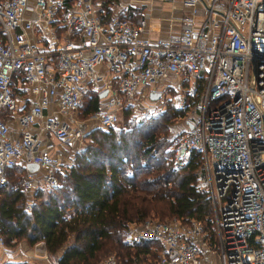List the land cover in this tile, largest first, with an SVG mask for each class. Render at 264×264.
<instances>
[{
  "label": "built area",
  "instance_id": "2783aa9c",
  "mask_svg": "<svg viewBox=\"0 0 264 264\" xmlns=\"http://www.w3.org/2000/svg\"><path fill=\"white\" fill-rule=\"evenodd\" d=\"M182 6L179 32L151 40L146 17L103 21L94 0H0V184L10 165L29 162L39 167L27 169V190L59 183L73 152L42 132L68 144L81 139L74 116L87 87L106 90L97 116L109 127L126 105L156 100L151 92L162 80L188 81L196 99L180 117L187 126L171 132L172 161L178 169L198 154L212 225L147 217L128 221L125 239L159 244L154 259L136 264H264V0ZM21 246L0 234V264ZM36 246L39 257L56 264L44 241ZM101 264L120 263L112 251Z\"/></svg>",
  "mask_w": 264,
  "mask_h": 264
},
{
  "label": "trees",
  "instance_id": "16d2710c",
  "mask_svg": "<svg viewBox=\"0 0 264 264\" xmlns=\"http://www.w3.org/2000/svg\"><path fill=\"white\" fill-rule=\"evenodd\" d=\"M116 2L102 0L97 11L103 21L112 18ZM203 84L201 80L198 91ZM101 100L100 92L87 87L80 110L86 115L97 111ZM131 107L126 105L122 112L128 114ZM169 108L159 120L155 115V121L93 128L87 133L86 145L58 172L59 183L39 182L29 206V190L24 187L28 166L10 165L7 181L0 184V234L6 243L44 241L56 264H101L108 250L117 254L120 264H136L154 259L159 244L127 241L128 221L172 215L211 226L212 203L198 184V154L193 153L185 166L173 167L169 121L189 109Z\"/></svg>",
  "mask_w": 264,
  "mask_h": 264
},
{
  "label": "rangeland",
  "instance_id": "374dc122",
  "mask_svg": "<svg viewBox=\"0 0 264 264\" xmlns=\"http://www.w3.org/2000/svg\"><path fill=\"white\" fill-rule=\"evenodd\" d=\"M94 1L96 2L97 8L101 6L102 0H94ZM161 1L163 3L165 2L164 4H169L170 6V14L168 15L169 19L172 18V21L174 23H176L178 19V23L180 24V20L179 18H177L178 12L175 7L180 6L181 0L180 1L179 0H161ZM147 3L148 1H145V0H117V2L114 3L112 6L113 8L111 11V17L112 18L113 17H129L133 20H136V19H139L140 17H144L145 15L146 16L153 15V17L158 16V17L163 18L165 15L168 14L166 11H163V10L153 12ZM157 86L159 87L158 90L161 93H160V96L156 98V100L152 101L146 98L143 100V102H140V104H136L134 107H131L128 114H124L121 111L119 120L114 124V126L117 128L126 127L127 125H130L133 122L137 124L142 120H146V122H150V120H154L152 117L155 115L158 116L155 120H159L165 117L164 116L165 112L163 111L169 108V106H172L174 108L178 107V108L189 109L190 108L189 105H193L194 100L196 99L195 90H193L190 87V84L188 81H186L182 85H179V83H177L176 81L173 84H166L165 81H163V82H159ZM183 97L185 98V100L183 103H181V99ZM104 104H105L104 100H101L98 110L92 111L88 113V115H86V113L83 114L82 110H80L81 108L75 114L74 117L76 121L80 122V125L84 129V135L81 139L74 141L72 144H68L66 143V141L64 142L67 144L68 149L66 151L68 153L72 151L73 152L72 155H74L77 151L81 150L86 145L87 141L89 140L87 133L90 132L93 128L100 126L99 118L97 114L104 107ZM169 122L170 123H169L168 136L170 139H171L170 137L171 132L173 130H177L180 128L182 129L183 126L185 127L187 126V124L184 123L182 119H180L179 115L176 117H172V119ZM37 173L39 176H42L43 171L38 170ZM31 193H33L32 189L29 190L28 196H30ZM173 217L174 216L171 215V216L165 217L164 219H170ZM36 244L29 245L27 243L26 247L21 246L20 248H18V254H21V256H17V258L20 259V258L27 257V259H29L32 262V264H49V261L45 257H39V255L43 253V250L37 247ZM109 252H112V250L106 251L104 255L102 256V258ZM29 253H30V256H29Z\"/></svg>",
  "mask_w": 264,
  "mask_h": 264
},
{
  "label": "crops",
  "instance_id": "0c3cea01",
  "mask_svg": "<svg viewBox=\"0 0 264 264\" xmlns=\"http://www.w3.org/2000/svg\"><path fill=\"white\" fill-rule=\"evenodd\" d=\"M145 1H148L147 4H148V6H150V8L152 9L153 12L159 11V10H163V11H166L168 13L163 18L162 17H158V16H154L153 17V15H149V16L145 15L144 16V17H146L148 19V23H147L146 29L144 30V35L146 37L150 38L151 40H155V39H157L159 37H166V36H168L171 33L179 32L180 24L178 23V19H177V22L174 23L172 21V18L169 19V17H168V15L170 14V6H169V4H164L165 2L163 3L161 0H145ZM175 8L177 9V12H178L177 18H179L183 14L182 12L185 10V7L182 6V0L180 1V6L179 7H175ZM141 18H143V17H140L139 19H136V20H133V19L132 20L135 21V22H138ZM168 79H171L172 80L171 82L175 81V77H173V76H171V78H168ZM163 81H165V83L167 82V80H162L161 82H163ZM12 126L14 128H16L17 122L15 120L12 121ZM32 129L34 131H39V128H38L37 124H34L32 126ZM42 135H43L44 139L53 141L56 146L64 148L65 152L68 153L66 151L68 149L67 144L64 143L63 140L57 139L56 137H54L53 135H51L48 132H42ZM71 153H72V151L69 154H71ZM20 242H21L22 246L26 247L27 242L25 240H22ZM14 246H12V247H14ZM17 256H21V254H18V249L13 251V252H10V253L6 254L4 256V259H5V261H23V260H27V257L18 259ZM30 263L32 264V262H30ZM27 264H29V263H27Z\"/></svg>",
  "mask_w": 264,
  "mask_h": 264
},
{
  "label": "water",
  "instance_id": "95a60500",
  "mask_svg": "<svg viewBox=\"0 0 264 264\" xmlns=\"http://www.w3.org/2000/svg\"><path fill=\"white\" fill-rule=\"evenodd\" d=\"M100 94L101 95H105L106 94V90L102 91ZM158 96H160V91H152L151 92V97L152 98H156ZM27 166H28L29 169H32V170L38 169V167H39L36 162H29L27 164Z\"/></svg>",
  "mask_w": 264,
  "mask_h": 264
},
{
  "label": "bare ground",
  "instance_id": "6f19581e",
  "mask_svg": "<svg viewBox=\"0 0 264 264\" xmlns=\"http://www.w3.org/2000/svg\"><path fill=\"white\" fill-rule=\"evenodd\" d=\"M36 252V251H35ZM35 254V253H34ZM38 254V253H37Z\"/></svg>",
  "mask_w": 264,
  "mask_h": 264
}]
</instances>
